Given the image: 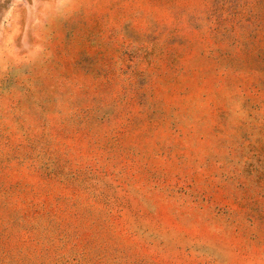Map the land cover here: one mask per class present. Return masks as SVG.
Returning <instances> with one entry per match:
<instances>
[{"label": "rangeland", "instance_id": "obj_1", "mask_svg": "<svg viewBox=\"0 0 264 264\" xmlns=\"http://www.w3.org/2000/svg\"><path fill=\"white\" fill-rule=\"evenodd\" d=\"M0 264H264V0H0Z\"/></svg>", "mask_w": 264, "mask_h": 264}]
</instances>
